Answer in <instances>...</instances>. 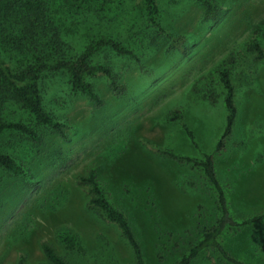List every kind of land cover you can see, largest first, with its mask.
<instances>
[{"label": "rangeland", "instance_id": "1", "mask_svg": "<svg viewBox=\"0 0 264 264\" xmlns=\"http://www.w3.org/2000/svg\"><path fill=\"white\" fill-rule=\"evenodd\" d=\"M222 3L219 15L200 25L203 8L191 7L180 13V25L193 33L183 52L168 55L162 48L154 51L146 45L141 58L123 61L122 82L128 91L121 97L108 90L104 77H97L104 101L100 108L53 79L65 90L61 93L65 103L56 104L53 111L69 122V140L47 135L43 143L33 144L18 134L0 137V147L16 154L30 172L27 178L0 172V251H9L6 259L2 257L3 264H14L26 245L34 259L43 260L40 239L63 226L55 220L59 216L54 210L68 196L69 202L74 199L79 205L82 190L75 178L89 166L97 167L106 191L126 213L147 264H174L189 243L198 239L201 228L213 222L215 197L198 172L153 152L146 143L199 155L179 123L167 121L171 110L182 107L201 149L209 152L215 147L224 129L225 107L222 100L216 106L209 104L194 93V85L203 75L213 73L230 52L243 53V44L256 30L264 47V0ZM185 41L181 39L182 44ZM133 48L139 57L140 47ZM243 62L241 57L234 72L246 70L250 79L235 78L240 91L239 117L233 138L217 161L218 177L226 185L239 219L264 211V64H258L257 72ZM37 202L43 206L36 212V221L45 223V217L52 218L53 232L42 225L25 233L22 243L8 242L11 232L25 221L26 209ZM67 208L78 215L70 225L93 241L105 234L124 245L115 229L90 211ZM51 239L56 242L54 234ZM226 246L250 264H264V227L238 230L227 238Z\"/></svg>", "mask_w": 264, "mask_h": 264}, {"label": "trees", "instance_id": "2", "mask_svg": "<svg viewBox=\"0 0 264 264\" xmlns=\"http://www.w3.org/2000/svg\"><path fill=\"white\" fill-rule=\"evenodd\" d=\"M222 5V0H0V137L18 134L33 144L43 143L47 135L69 140V122L53 111L56 104L65 103L61 94L65 90H60L55 80L61 81L63 88L68 87L70 93L79 94L100 108L104 101L97 77H104L108 90L121 97L128 91L127 84L122 82L123 61L141 58L146 45L154 51L162 48L168 55L183 52L189 48L187 40H191L193 33L186 25H180V13L191 7L203 8L200 25L218 16ZM183 38L186 41L182 44ZM134 45L140 47L139 57ZM242 51L230 52L213 73L203 75L194 85L195 94L199 93L214 106L222 100L226 110L224 129L211 151L201 149L182 107L171 110L167 121L179 123L200 154L190 155L151 141L146 143L153 152L198 172L215 197L213 222L201 228L198 239L189 243L174 264L196 261L200 264H250L230 252L227 238L244 228L264 227V211L242 219L234 215L228 189L217 173V161L232 140L239 117L240 91L235 78L250 79L246 70L237 73L234 68L241 57L245 61L242 64L249 63L257 72L258 64H264L259 31L243 44ZM0 172L21 178L30 175L28 167L16 154L1 147ZM75 179L82 190L78 194L79 205L74 199L69 202L68 196L56 207L54 212L57 211L59 219L55 220L63 224L60 229L51 230L50 217H45V223L36 221L35 215L42 203L26 209L25 221L11 232L8 242L22 243L25 233L37 231L42 225L53 233L40 239L43 260L34 259L26 245L14 264H147L126 213L106 191L97 167L89 166ZM72 194L77 196L75 192ZM1 198L0 192V207ZM67 207L90 211L101 223L112 226L124 245L120 242L118 245L113 237L105 234L93 241L86 232L70 225L78 215ZM53 234L55 243L51 239ZM0 252V264H3L2 257L6 259L9 251Z\"/></svg>", "mask_w": 264, "mask_h": 264}]
</instances>
